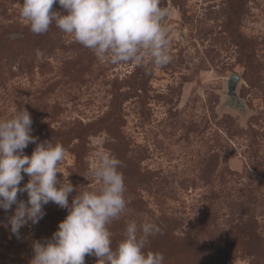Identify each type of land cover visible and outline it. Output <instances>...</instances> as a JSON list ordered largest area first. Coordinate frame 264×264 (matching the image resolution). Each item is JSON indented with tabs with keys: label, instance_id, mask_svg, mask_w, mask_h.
Listing matches in <instances>:
<instances>
[{
	"label": "rangeland",
	"instance_id": "rangeland-1",
	"mask_svg": "<svg viewBox=\"0 0 264 264\" xmlns=\"http://www.w3.org/2000/svg\"><path fill=\"white\" fill-rule=\"evenodd\" d=\"M22 3L0 0V119L26 109L37 143L64 146L61 172L77 193L99 187L96 152L122 161L130 202L109 225L113 247L129 220L151 221L161 231L144 251L164 264H264V0H161L172 59L151 71V57L101 63L54 22L33 34ZM52 10L66 14L58 0ZM15 207L0 209L3 224ZM44 211L20 238L0 225V264H29L32 241L50 239L68 214L51 202Z\"/></svg>",
	"mask_w": 264,
	"mask_h": 264
},
{
	"label": "clouds",
	"instance_id": "clouds-1",
	"mask_svg": "<svg viewBox=\"0 0 264 264\" xmlns=\"http://www.w3.org/2000/svg\"><path fill=\"white\" fill-rule=\"evenodd\" d=\"M54 3L57 0H23L19 14L33 34L47 33L54 22L101 63L140 65L151 57V71L171 62L170 28L164 23L171 13L160 6L161 0H58L66 14L53 11ZM35 55L44 53L36 49ZM32 124L24 108L0 119V209L7 213L16 206L6 216L7 224L0 225H10V232L20 238V229L36 225L50 202L68 214L50 239L32 241L29 264H85L86 255L95 256L97 264H164L163 253L144 251L149 237L161 231L151 221L129 220L124 238L113 247L109 225L121 219L130 202L122 161L106 150L96 152L89 175L99 187L77 193L61 172L64 146L47 140L37 143ZM29 144H36L31 156L24 154ZM23 174L28 181L21 187ZM24 193L27 200L18 199Z\"/></svg>",
	"mask_w": 264,
	"mask_h": 264
},
{
	"label": "water",
	"instance_id": "water-1",
	"mask_svg": "<svg viewBox=\"0 0 264 264\" xmlns=\"http://www.w3.org/2000/svg\"><path fill=\"white\" fill-rule=\"evenodd\" d=\"M238 81H239L238 77L233 74L230 75L227 81V86H226L227 96L229 97L231 104L239 103L236 97V86H237Z\"/></svg>",
	"mask_w": 264,
	"mask_h": 264
}]
</instances>
